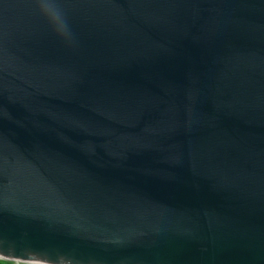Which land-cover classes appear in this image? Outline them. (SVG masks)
<instances>
[{
  "label": "water",
  "instance_id": "1",
  "mask_svg": "<svg viewBox=\"0 0 264 264\" xmlns=\"http://www.w3.org/2000/svg\"><path fill=\"white\" fill-rule=\"evenodd\" d=\"M0 258L264 264V0H0Z\"/></svg>",
  "mask_w": 264,
  "mask_h": 264
},
{
  "label": "rangeland",
  "instance_id": "2",
  "mask_svg": "<svg viewBox=\"0 0 264 264\" xmlns=\"http://www.w3.org/2000/svg\"><path fill=\"white\" fill-rule=\"evenodd\" d=\"M0 264H28V263H18L15 261L5 260V259L0 258Z\"/></svg>",
  "mask_w": 264,
  "mask_h": 264
},
{
  "label": "bare ground",
  "instance_id": "3",
  "mask_svg": "<svg viewBox=\"0 0 264 264\" xmlns=\"http://www.w3.org/2000/svg\"><path fill=\"white\" fill-rule=\"evenodd\" d=\"M39 264V263H38Z\"/></svg>",
  "mask_w": 264,
  "mask_h": 264
}]
</instances>
